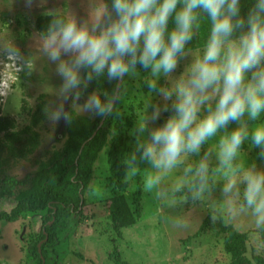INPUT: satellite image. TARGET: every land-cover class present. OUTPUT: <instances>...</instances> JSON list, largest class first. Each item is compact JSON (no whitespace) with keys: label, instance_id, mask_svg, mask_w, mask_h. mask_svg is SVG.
I'll list each match as a JSON object with an SVG mask.
<instances>
[{"label":"rangeland","instance_id":"obj_1","mask_svg":"<svg viewBox=\"0 0 264 264\" xmlns=\"http://www.w3.org/2000/svg\"><path fill=\"white\" fill-rule=\"evenodd\" d=\"M108 12L103 0H0V62L20 67L14 72L12 88L0 96V121L7 118L13 121L9 124L15 130H20L27 123L25 111L39 94H46L50 105L49 118L39 128L40 144L32 154L26 151L10 157V164L14 161L11 175L23 178L34 169V159L53 147H61L58 140H62L69 97V107L90 118L99 113L88 107L90 98L98 97L107 106L117 85L106 81L107 64L100 72L91 65H77L78 53L72 50H61L60 59L53 61L44 45L53 32H59L68 22L76 23L90 35H100L115 23ZM238 40L224 42L217 64L223 65L229 44L238 45L241 38ZM206 48H184L177 54L176 67L167 74L161 70L153 75L150 67L148 80H163L157 92L140 91L142 77L138 68L130 67L126 72L118 91L111 137L95 163L85 196L84 222L71 235L60 264H229L231 257L224 249V235L217 233L219 224L247 233L242 264H253L254 254L264 257V244L256 233L263 222L245 198V177L250 173L264 175V144L257 145L252 139L254 131L264 127V110L255 119L245 111L238 120L229 121L202 142L197 151H183L171 169L157 168L152 159L144 157L145 149L153 144L152 134L167 124L159 123L167 104L179 102L177 89L189 84L194 66L203 60ZM61 61L74 69L76 87L65 90V77L58 71ZM260 71H264V58L245 72L242 86L255 83L253 73ZM222 91V79L205 91L208 99L198 109L203 117L197 115L195 123L215 111ZM165 93L170 96L166 98ZM237 129L247 135L231 161L222 163L220 142ZM155 148L158 156L160 146ZM202 163L206 165L202 187L175 196L176 190L201 173ZM149 178L156 180L150 188ZM116 181L126 183L123 191L117 188ZM230 183L233 187L225 191ZM120 195L137 220L123 228L118 237L112 230L105 202ZM11 206V199H0V210ZM207 214L210 221L206 230L186 239L196 232ZM39 216L28 213L14 222L0 220V264H26L29 235L38 229Z\"/></svg>","mask_w":264,"mask_h":264},{"label":"clouds","instance_id":"obj_2","mask_svg":"<svg viewBox=\"0 0 264 264\" xmlns=\"http://www.w3.org/2000/svg\"><path fill=\"white\" fill-rule=\"evenodd\" d=\"M177 3L178 0H163L159 5L157 0H115L114 9L119 20L107 31L90 35L84 28H78L76 23L68 22L59 32H53L44 45L53 61L60 59L61 50H72L78 53L77 65H91L100 72L107 64L109 77H116L129 70L121 59L125 53L132 56L133 65L137 62V46L143 36L144 47L139 62L144 67L150 66L153 75L161 70L167 74L176 67L177 54L183 51L186 42L191 39L194 10L201 8L210 16L212 30L204 58L194 66L189 84L177 89V116L152 134L153 144L144 151L145 158L152 159L157 168L165 169H171L183 151H197L202 142L213 136L218 128L226 126L229 121L238 120L245 111L255 119L264 110V71L253 73L255 83H249L246 88L242 86L245 72L264 58V26L259 17L250 16L249 32L238 45L229 44L221 66L216 61L221 56L224 38L233 31L231 16L238 12V0H184V7L176 12V30L171 32L169 43L166 44L165 29L170 15L176 11ZM225 5L230 15L223 14ZM259 7L264 9V0H261ZM242 23L238 21V25ZM58 71L65 77V90L77 86L78 77L73 68L61 61ZM221 79L223 91L215 111L195 123L199 105L208 99L204 95L205 91ZM151 87L154 88L155 84ZM168 96L170 93H165V97ZM88 107H94L104 114L110 106L106 107L98 97H92ZM194 123L195 127H192ZM246 135V131L237 129L230 137L221 140L222 163L231 161ZM252 139L257 145L264 144V127L257 128ZM155 145L160 146L158 156ZM205 170L206 165L202 163L199 172ZM245 179L247 205L253 208L259 221L264 222V175L250 173ZM154 182L156 180L149 178L147 186L150 188ZM232 187L230 183L225 191Z\"/></svg>","mask_w":264,"mask_h":264},{"label":"trees","instance_id":"obj_3","mask_svg":"<svg viewBox=\"0 0 264 264\" xmlns=\"http://www.w3.org/2000/svg\"><path fill=\"white\" fill-rule=\"evenodd\" d=\"M103 2L109 11V17L117 22L119 16L114 9L115 0H103ZM162 2L163 0H157L158 5ZM260 3L261 0H238V12L235 16H231L233 31L230 36L224 38V42H237L246 35L250 30V16H258L261 25L264 26V9L259 7ZM183 7L184 0H178L176 11L170 15L165 29L166 44L169 43L171 32L176 30V12L182 10ZM222 11L224 15H230L227 5ZM194 16L191 39L186 42L185 46L204 49L211 37L212 21L201 8L194 10ZM238 21H242V25H238ZM185 46L184 48H187ZM143 47L144 38L142 36L137 46L135 65L132 63L130 54L125 53L121 59L128 65V68L139 69L142 79L138 87L141 92H157L162 88L163 80L162 78L155 81L148 80L150 66L144 67L139 62ZM118 77H109L108 74L106 81L116 85ZM125 78L126 73L122 80ZM152 84H155L154 88L151 87ZM121 89L122 86H120ZM166 90H169L168 83H166ZM114 94V91L110 93L106 107L110 106ZM116 102L112 108L108 107L104 114L99 112L94 118L77 114L72 107H68L65 113L67 119H65L61 132L62 140H58L62 143L61 147H53L45 151L40 158L34 159V169L23 178L10 174L14 163L12 161L10 164V157H17L26 151L32 154L40 144L42 134L39 128L50 115L47 95L39 94L32 107L25 111L27 123L20 130H15L9 124L13 121L7 118L0 121V199L12 200V206L9 209L0 210V220L14 222L24 218L28 213L40 214L38 229L29 235L26 264H60L62 251L68 245L71 235L84 222L85 196L93 179L95 163L111 137ZM176 104H167L159 119L161 126L177 115ZM197 115L203 117L199 112ZM94 132H96L95 135H93ZM205 180L206 174L201 172L188 185L176 190L174 195L182 196L189 190H199ZM116 186L123 191L126 183L116 181ZM105 206L111 220L112 230L118 237L122 236L123 228L136 223V215L123 196H112L106 200ZM209 221L210 215L207 214L196 232L186 239L199 236L203 230H206ZM217 233L224 235V249L231 257L229 264H242L241 261L246 252L247 233L237 231L232 225L223 224H219ZM256 233L261 243L264 244V222L259 225ZM252 261L253 264H264V257L261 254H254ZM123 264L128 263L123 262Z\"/></svg>","mask_w":264,"mask_h":264},{"label":"built area","instance_id":"obj_4","mask_svg":"<svg viewBox=\"0 0 264 264\" xmlns=\"http://www.w3.org/2000/svg\"><path fill=\"white\" fill-rule=\"evenodd\" d=\"M0 67H4V70H0V96H3L4 93H7L8 90L12 88L14 77H15V71L19 70L20 67L18 65L15 66L14 63H1Z\"/></svg>","mask_w":264,"mask_h":264},{"label":"water","instance_id":"obj_5","mask_svg":"<svg viewBox=\"0 0 264 264\" xmlns=\"http://www.w3.org/2000/svg\"><path fill=\"white\" fill-rule=\"evenodd\" d=\"M131 1V0H130ZM124 75V74H123ZM123 75L122 76H119L118 77V80H117V85H116V90H115V94H114V97L110 103V108H112L116 102V99H117V96H118V91L120 89V86H121V83H122V79H123ZM70 98V97H69ZM69 98L67 99L66 101V110L67 108L69 107ZM104 119V118H103ZM103 120L100 122V125L102 124ZM96 132L93 133V135H95Z\"/></svg>","mask_w":264,"mask_h":264}]
</instances>
